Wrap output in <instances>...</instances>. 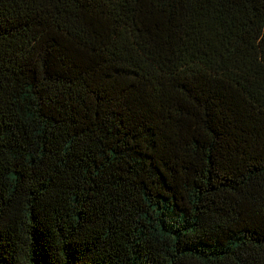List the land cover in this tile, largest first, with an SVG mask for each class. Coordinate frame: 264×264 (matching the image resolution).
<instances>
[{"label": "trees", "instance_id": "obj_1", "mask_svg": "<svg viewBox=\"0 0 264 264\" xmlns=\"http://www.w3.org/2000/svg\"><path fill=\"white\" fill-rule=\"evenodd\" d=\"M0 264H264V0H0Z\"/></svg>", "mask_w": 264, "mask_h": 264}]
</instances>
